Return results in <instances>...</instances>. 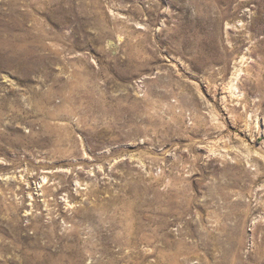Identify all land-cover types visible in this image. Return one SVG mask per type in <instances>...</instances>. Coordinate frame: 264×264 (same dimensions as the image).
Returning a JSON list of instances; mask_svg holds the SVG:
<instances>
[{
    "label": "rangeland",
    "instance_id": "374dc122",
    "mask_svg": "<svg viewBox=\"0 0 264 264\" xmlns=\"http://www.w3.org/2000/svg\"><path fill=\"white\" fill-rule=\"evenodd\" d=\"M0 264H264V0H0Z\"/></svg>",
    "mask_w": 264,
    "mask_h": 264
},
{
    "label": "bare ground",
    "instance_id": "6f19581e",
    "mask_svg": "<svg viewBox=\"0 0 264 264\" xmlns=\"http://www.w3.org/2000/svg\"><path fill=\"white\" fill-rule=\"evenodd\" d=\"M234 88H235V87H234ZM234 88L231 87L230 89H234Z\"/></svg>",
    "mask_w": 264,
    "mask_h": 264
}]
</instances>
